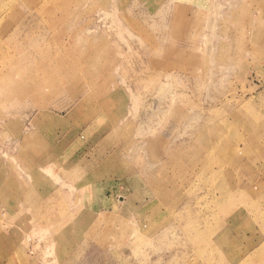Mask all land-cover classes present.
<instances>
[{
  "label": "rangeland",
  "instance_id": "1",
  "mask_svg": "<svg viewBox=\"0 0 264 264\" xmlns=\"http://www.w3.org/2000/svg\"><path fill=\"white\" fill-rule=\"evenodd\" d=\"M0 264H264V0H0Z\"/></svg>",
  "mask_w": 264,
  "mask_h": 264
},
{
  "label": "bare ground",
  "instance_id": "2",
  "mask_svg": "<svg viewBox=\"0 0 264 264\" xmlns=\"http://www.w3.org/2000/svg\"><path fill=\"white\" fill-rule=\"evenodd\" d=\"M26 64V63H25ZM4 75V74H3ZM16 85V84H15ZM37 86V85H36ZM29 89V88H28ZM33 90V89H32ZM32 90H30V91H32ZM81 91V90H80ZM80 91L79 92H77L76 94L75 93H72L73 94V96L75 97V96H77V94H80ZM31 94V93H30ZM40 94V90L39 89H35V91L31 94V95H33V96H35V95H39ZM80 97V96H79ZM72 98V97H71ZM80 106V105H79ZM84 107V106H83ZM104 108V107H103ZM79 109V108H78ZM65 110V109H64ZM63 110V111H64ZM78 111V110H77ZM81 111V110H80ZM52 112V111H51ZM38 113V112H37ZM34 119V118H33ZM50 119H51V116H50ZM48 120V119H47ZM49 121V120H48ZM36 122V121H35ZM45 123H46V121H44ZM61 122V121H60ZM36 125V124H35ZM52 125V124H51ZM60 125V124H59ZM53 126V125H52ZM65 127V126H64ZM43 128V127H42ZM49 129V128H48ZM107 132V131H106ZM20 146V145H19ZM56 148V147H55ZM55 150V149H54ZM50 161V160H49ZM41 162V161H40ZM162 183V182H161ZM160 184V183H159ZM160 186V185H159ZM56 192V191H55ZM63 215V214H62ZM84 215V214H83ZM85 216H86V214H85ZM79 220V219H78ZM80 221H81V219H80ZM57 222V221H56ZM73 222V221H72ZM54 224V223H53ZM56 224V223H55ZM69 228V227H68ZM65 229V228H64ZM63 229V230H64ZM67 230V229H66ZM65 235V234H64Z\"/></svg>",
  "mask_w": 264,
  "mask_h": 264
}]
</instances>
